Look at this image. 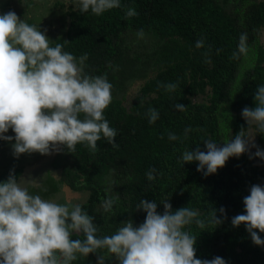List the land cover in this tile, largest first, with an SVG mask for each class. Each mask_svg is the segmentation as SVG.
Masks as SVG:
<instances>
[{
    "label": "trees",
    "instance_id": "16d2710c",
    "mask_svg": "<svg viewBox=\"0 0 264 264\" xmlns=\"http://www.w3.org/2000/svg\"><path fill=\"white\" fill-rule=\"evenodd\" d=\"M129 7L138 15L125 18ZM67 15L65 36L51 45L60 43L77 58L87 54L86 73L107 74L113 99L104 115L117 131L118 147L102 138L94 153L83 144L72 153L62 149L38 175L40 186L30 192L44 199L62 196L65 187L77 192L81 199L73 203L82 204L95 218L99 237L113 234L128 220L135 226L143 223L146 213L136 210L141 199L155 200L159 213L164 211L161 202L168 200L173 211L187 206L198 210V218L206 222L205 229L195 223L186 229L197 236L196 258L219 256L226 264H264V247L252 242L244 224L231 223L234 216L244 214L243 199L251 186H264V168L245 153L230 157L223 168L205 176L197 171L198 162L182 165L180 160L185 150L206 151L204 140L222 146L242 127L247 129L242 110L256 106V89L264 85V0H121L120 8L99 16L72 7ZM141 29L146 35L138 39L135 34ZM242 33L247 34L249 52L232 59ZM201 38L205 46L197 49ZM206 52L211 63L205 62ZM133 80L143 84L127 107L122 96ZM168 83L178 87L169 92L160 86ZM178 103L186 110H177ZM149 107L159 113L152 124ZM186 128L191 131L185 136ZM169 133L179 139L169 140ZM256 138L264 146V134L257 133ZM15 166L19 180L23 167ZM151 168L157 170L156 178L149 181L146 173ZM7 178L0 176V182ZM110 196L118 199L106 212L102 204ZM212 209L223 221L218 226L209 222ZM258 234L264 239V233ZM77 238L83 235L73 233L71 239ZM100 253L104 263L119 264L107 250ZM100 253L89 257L98 259Z\"/></svg>",
    "mask_w": 264,
    "mask_h": 264
},
{
    "label": "clouds",
    "instance_id": "9594fccd",
    "mask_svg": "<svg viewBox=\"0 0 264 264\" xmlns=\"http://www.w3.org/2000/svg\"><path fill=\"white\" fill-rule=\"evenodd\" d=\"M65 2L74 4L82 13L90 10L97 16L121 7V0ZM136 15V10L129 7L125 18ZM45 32L20 19L14 11L0 14V140L15 141L12 151L16 158L26 153L51 155L64 148L72 153L78 144L94 153L102 138L118 147L117 131L104 115L113 99V85L107 74L86 73L87 54L77 58L64 51L60 43L52 46ZM135 35L143 39L146 34L141 29ZM204 46L203 38L195 44L197 49ZM248 52L247 34L242 33L232 59L246 57ZM203 55L205 62L211 63L209 53ZM160 86L169 92L178 87L176 83ZM254 101V108L242 110L247 129L242 127L222 146L207 139L203 141L206 151L199 147L185 150L180 158L182 165L198 162L197 171L208 176L223 168L230 157L249 153L250 159L264 160V150L255 143V135L264 134V85L257 87ZM175 107L186 110L183 104ZM147 115L150 124L159 119L155 108L149 107ZM10 129L14 136L5 135ZM190 131L186 128L185 136ZM168 138L179 139L175 133H169ZM252 148L255 153H251ZM156 171H147L149 181L156 178ZM39 186L32 178L21 176L17 180L14 170L6 181L0 182V264H73L78 255L88 257L100 250H107L119 264H226L219 256L211 260L196 258L197 236L186 229L193 223L206 228L205 220L198 218V210L186 206L173 211L168 200H164V211L159 213L155 200L141 199L136 210L146 213L143 223L135 226L128 220L113 234L99 237L95 218L83 210L82 204L60 195L44 199L30 192V188ZM61 199L65 202L60 203ZM116 199L110 196L104 200L102 207L106 212L112 210ZM243 204L244 214L234 216L231 223L234 227L244 224L252 242L264 247V239L258 234L264 233V186L252 185ZM219 212L224 215L225 209L221 207ZM209 222L216 226L223 222L215 209ZM73 233L82 234L83 239H71ZM104 261L100 253L98 264Z\"/></svg>",
    "mask_w": 264,
    "mask_h": 264
},
{
    "label": "rangeland",
    "instance_id": "374dc122",
    "mask_svg": "<svg viewBox=\"0 0 264 264\" xmlns=\"http://www.w3.org/2000/svg\"><path fill=\"white\" fill-rule=\"evenodd\" d=\"M62 3L64 8L60 7L57 3ZM74 3V2H73ZM68 7H72L76 10L74 4H66L65 0H0V14L8 11H14L22 20H25L30 25L34 24L40 27L41 31H45L47 37L53 42L54 39L64 37L67 26L69 24V18L67 15ZM261 43L264 46V28L261 31ZM149 73L148 76H151ZM142 80H133L128 83L127 91L122 96L124 105L130 107L135 97L137 96ZM195 101V100H194ZM201 101V100H196ZM5 135L14 136V133L9 130ZM12 142L0 140V176H9L10 171H13L19 166H27V174L32 172L37 178V174L40 171V166L49 164L52 161L56 152L51 155H41L39 153L22 154L19 158L13 156ZM255 143L261 150H264V146L260 145L255 135ZM251 153H255L256 149L252 148ZM249 154V153H248ZM256 165L264 168V160L258 157L252 158ZM56 175L60 174V171H56ZM28 179V175H27ZM67 193L68 200L76 199L74 194ZM62 203V202H60ZM77 264H98V259L92 257H80L78 255ZM110 264V263H104Z\"/></svg>",
    "mask_w": 264,
    "mask_h": 264
},
{
    "label": "flooded vegetation",
    "instance_id": "af4514ba",
    "mask_svg": "<svg viewBox=\"0 0 264 264\" xmlns=\"http://www.w3.org/2000/svg\"><path fill=\"white\" fill-rule=\"evenodd\" d=\"M47 166H48V164L40 166V171L38 172L37 177L40 174L42 175V172L44 171L45 167H47ZM29 173L30 174H27V166H25V167H23V173H22L21 176H23L25 179H27V175H28V179L29 178L35 179L39 183V178H35V174H33L32 172H29ZM30 190H31V188H30ZM62 196L65 197L66 199H68L67 193L64 190L62 192ZM78 198L81 199L80 196ZM78 198H77V200H78ZM63 200L65 201V199H61L59 202H61V201L63 202ZM75 200L76 199H71V200H68V201L73 203V201H75Z\"/></svg>",
    "mask_w": 264,
    "mask_h": 264
},
{
    "label": "water",
    "instance_id": "95a60500",
    "mask_svg": "<svg viewBox=\"0 0 264 264\" xmlns=\"http://www.w3.org/2000/svg\"><path fill=\"white\" fill-rule=\"evenodd\" d=\"M64 191L65 192H69V194H74V196L73 197H75V198H78L80 195L77 193V192H73L69 187H65L64 188ZM76 234V233H75Z\"/></svg>",
    "mask_w": 264,
    "mask_h": 264
}]
</instances>
